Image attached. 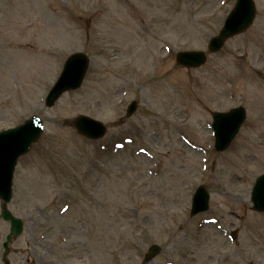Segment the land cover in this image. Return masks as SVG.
Wrapping results in <instances>:
<instances>
[{
    "label": "rangeland",
    "instance_id": "374dc122",
    "mask_svg": "<svg viewBox=\"0 0 264 264\" xmlns=\"http://www.w3.org/2000/svg\"><path fill=\"white\" fill-rule=\"evenodd\" d=\"M234 1L0 0V130L33 115L46 127L16 174L8 209L25 226L10 264H264V214L249 201L264 168V0L204 66L174 60L206 51ZM76 52L90 58L81 88L45 107ZM238 105L246 122L215 153L210 114ZM79 115L105 139L79 137ZM199 185L209 212L190 217ZM151 245L160 254L144 261Z\"/></svg>",
    "mask_w": 264,
    "mask_h": 264
},
{
    "label": "water",
    "instance_id": "95a60500",
    "mask_svg": "<svg viewBox=\"0 0 264 264\" xmlns=\"http://www.w3.org/2000/svg\"><path fill=\"white\" fill-rule=\"evenodd\" d=\"M251 20L249 19V22ZM249 22L245 25H249ZM244 29V28H243ZM241 29V30H243ZM240 30V31H241ZM227 117H222V123H225ZM221 119V118H217ZM24 130H19L17 134L22 135L23 140H20L19 146H13V147H5L3 151V155L0 156V180L3 182V185H1L5 190L9 188V182L11 177L12 168L15 162L16 157L19 154H23L27 151V148L30 145V142L32 141L33 137V130L29 126L25 128ZM1 151V148H0Z\"/></svg>",
    "mask_w": 264,
    "mask_h": 264
}]
</instances>
